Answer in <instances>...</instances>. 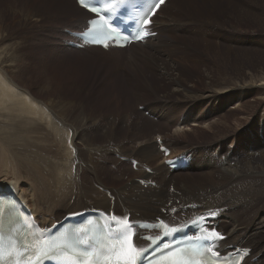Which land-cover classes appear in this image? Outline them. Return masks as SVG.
Masks as SVG:
<instances>
[{"label": "rangeland", "instance_id": "rangeland-1", "mask_svg": "<svg viewBox=\"0 0 264 264\" xmlns=\"http://www.w3.org/2000/svg\"><path fill=\"white\" fill-rule=\"evenodd\" d=\"M168 4L173 23L166 22L162 27V10L150 24L156 35H150L148 43L121 52L125 59L132 55L139 58L142 63L133 67V63L116 64L111 57L87 62L81 56L96 55L91 48L76 53L81 48L73 42L78 38L72 32L83 29L85 17L54 12L43 0H0V72L40 105L45 104L47 114L55 121L63 118L68 136L74 133L67 140L55 139L42 126L11 139V132L1 131L0 148L5 151L8 167L0 178L16 176L10 167L22 160L31 167L40 157L60 158L61 163L66 161L62 171L66 187L71 186L73 192L82 188L106 194L113 203L110 190H122L130 184L128 180L139 177L138 170L153 180L146 182L151 187L159 183L162 188L169 184H207L213 160L222 158L228 150L241 155L237 144L244 135L241 128L259 125L258 130L249 129L253 136H263L264 0H169ZM53 94L59 97L54 98L58 101L55 106L48 96ZM70 100L81 103V110H88L62 117L65 110L58 106ZM214 122L230 128H208L207 124ZM239 122L243 126L236 128ZM149 145L159 153L152 161L132 152ZM169 152L172 158L184 156L192 165L199 159L209 165L201 170L188 166L179 170L180 175L175 170L173 180H163L159 171L152 173L151 167L165 165L163 159L170 156ZM19 174L17 182L24 188L27 180ZM88 195L93 197L86 203L90 207L112 212L93 202L95 194ZM67 209L62 206L60 216ZM170 209L173 213L177 210L176 206ZM115 215L122 218L116 211ZM157 217L169 224L181 223L174 214L139 219L154 221ZM137 242L144 243L139 238ZM257 259L251 262L255 264Z\"/></svg>", "mask_w": 264, "mask_h": 264}, {"label": "bare ground", "instance_id": "bare-ground-1", "mask_svg": "<svg viewBox=\"0 0 264 264\" xmlns=\"http://www.w3.org/2000/svg\"><path fill=\"white\" fill-rule=\"evenodd\" d=\"M43 1L49 4L54 12L63 13L64 15L75 13L81 16V18L85 17V21L87 20L86 18L91 17V15L84 9L78 7L76 3L73 2V0ZM168 2L169 0H165V2L158 7L153 16L150 18L153 22L155 17L161 13L162 10H164L165 16L164 19H161V23L163 25L162 27H165L164 24L166 22L173 23L175 20L174 17H172L174 14H172ZM85 28L86 24L83 29ZM150 28L151 25H149L150 33L152 36H155V30ZM83 29L76 32H82ZM160 31L162 32L163 29L161 28ZM148 40V38L142 39L123 48L108 47L107 49H103L101 47H89L88 45L83 44L80 39H77L73 42L80 46L79 48H81V50L76 51V53L87 50L97 51L96 55L81 56L83 59L87 58V62H99L102 59H108L111 57L114 58L112 60H114L116 64L123 62L128 66L129 63H133V67H135V65L139 63V58L132 55L125 59L121 52L129 47H133L134 45L148 43ZM88 48H91V50ZM77 60L80 59L78 58ZM141 63L142 62L139 64ZM5 75L4 73L0 72V132H11V139H14L18 136V134L24 135L28 133L29 130L34 131L35 129H40L43 126V128H47L49 135L52 137L56 136L55 139L67 140V137L70 136L72 138V136H74L73 132H71L68 136L67 132L69 131L65 130L62 126L64 124L63 118L59 121V123L57 122L58 120L55 121L54 119L56 118L53 119L47 114L48 110H45V104H43L45 107L40 105L34 100L36 99L35 97L33 99V97L28 94L29 92L27 93L26 91L17 87ZM55 85L56 83H54V86ZM55 95L57 94H53V96L48 95L51 101L53 100L51 102L52 106H55L58 102L55 101L54 98L59 97H54ZM62 106H58L60 109L65 110V114H63L62 117H65L68 114H76L78 116L82 114L83 111L88 110V108H82L81 110V103L75 102L73 100L68 101L67 104H65L63 107ZM239 108L236 109L238 110ZM90 110L91 109H89V111ZM86 114L90 116V114ZM74 122L76 121L72 120V123ZM236 125V128H238V126L241 128L243 123L239 122ZM76 126L78 127V124H76ZM207 126L208 128H214L216 130H220L219 128L222 127L230 128V126H226L225 123L222 122H217L214 125L207 124ZM258 126L259 125L251 126V124H249L246 126V130H244V128L239 130L241 134L244 133V135H240L239 142L237 143L240 147L241 155L236 156L233 154L234 152L228 150L222 158L215 161L213 160V169H210V172L207 176V184H189L187 186L183 184L181 187L172 186V184H169V187L162 188L159 183L156 184V186L151 187L147 185L146 182L153 180H151L150 177L146 178L148 176L147 173L138 170L137 173L139 177L128 180V183L130 182V184L128 185L126 183L122 190L119 192H115L113 190L114 188L110 190L111 192H109V194L111 195V199H113L112 203V200L107 199L105 196L106 194L103 195L94 192V190H86V192L82 188L73 192L71 191V186L70 188L66 187L64 182L65 174L62 172L63 165L66 164V161L63 160L61 163L58 155L56 157L59 159H52L45 156L40 157L36 166L30 167L27 165V161L22 160V162H18L16 165L10 167L13 172L10 170L9 171L11 174L16 176H11L12 179L7 177L0 178V194H8L15 198L21 207L30 214L35 223L40 225L42 228H51L55 223L60 221L64 215H72L97 208L90 207L89 204H86L89 198L92 197H89L88 194H95L93 202H97L98 205H101L106 211H112L114 215L115 211L118 212L120 217H122V220H125L129 223H133L135 221H148L139 218L159 213H161L163 216H173L174 214L176 217H180L181 223L192 219L196 215H206L209 218L211 229H216L219 231V238L214 243L215 251H218L220 254H226L228 252L237 254L239 257V264H254L251 262V260L255 257H258L255 264H264V254L262 252L264 249V125L262 129L263 136L260 137L253 136V131L249 129L251 127L254 130L257 129ZM190 131H192V133L195 132L194 129H190ZM162 146L168 149L165 145H159L158 148ZM154 147V145H149L148 147L144 146L140 149L132 150V152L137 153L138 156L141 155L140 158L142 157L147 161H152L159 155L158 151ZM63 153L61 152V154ZM170 154L171 152H169V155ZM119 155L124 156L122 153H119ZM172 157L173 156L171 155L169 157H165L163 161L171 159ZM131 158L136 160L134 157ZM183 158L185 157L183 156ZM185 159L187 162V167L190 166L192 169L201 170L205 167V165H209L204 161H200V159L197 162H194V165H192L191 160H188L187 158ZM6 161L7 158L5 151L0 148V175L7 166L5 163ZM208 162L210 163V159ZM60 165L62 167H60ZM165 165H161V167H159L160 169L151 167L152 173L155 174L157 171H159V178L166 180V177H168L173 180L176 175L172 172L175 170H171L169 165ZM179 170H181V168H177L176 171H178L177 173L180 175L181 171ZM19 173L24 175L25 179L27 180L26 187L24 188H21L17 182V179L21 178ZM66 175L69 174L66 173ZM73 196H75L74 200ZM9 202H12V199L1 198L0 207L8 204ZM62 206H67L68 209L66 214L60 216L59 210ZM171 206H176L177 210L175 213H173L170 209ZM19 214L21 216L22 212H19ZM169 225L180 226L181 224Z\"/></svg>", "mask_w": 264, "mask_h": 264}, {"label": "snow or ice", "instance_id": "snow-or-ice-1", "mask_svg": "<svg viewBox=\"0 0 264 264\" xmlns=\"http://www.w3.org/2000/svg\"><path fill=\"white\" fill-rule=\"evenodd\" d=\"M164 2V0H159V3H163ZM80 3L85 7V8H88V4L87 3H85V0H80ZM93 11H95V9L93 8L92 9ZM119 238V237H118ZM156 247H159V245H156ZM155 247H153L152 249H151V251L153 252V253H155Z\"/></svg>", "mask_w": 264, "mask_h": 264}]
</instances>
